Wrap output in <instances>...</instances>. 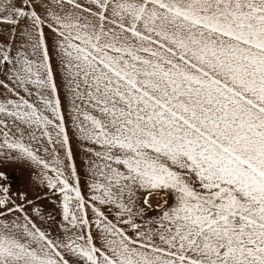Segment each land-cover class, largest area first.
<instances>
[{"label": "snow or ice", "instance_id": "obj_1", "mask_svg": "<svg viewBox=\"0 0 264 264\" xmlns=\"http://www.w3.org/2000/svg\"><path fill=\"white\" fill-rule=\"evenodd\" d=\"M0 264H264V0H0Z\"/></svg>", "mask_w": 264, "mask_h": 264}]
</instances>
